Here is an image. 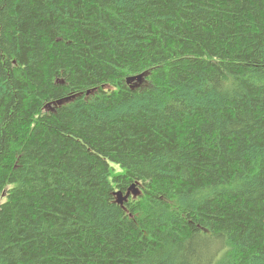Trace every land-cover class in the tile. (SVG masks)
Masks as SVG:
<instances>
[{"label": "trees", "instance_id": "trees-1", "mask_svg": "<svg viewBox=\"0 0 264 264\" xmlns=\"http://www.w3.org/2000/svg\"><path fill=\"white\" fill-rule=\"evenodd\" d=\"M0 264H264V0H0Z\"/></svg>", "mask_w": 264, "mask_h": 264}, {"label": "water", "instance_id": "water-1", "mask_svg": "<svg viewBox=\"0 0 264 264\" xmlns=\"http://www.w3.org/2000/svg\"><path fill=\"white\" fill-rule=\"evenodd\" d=\"M140 79H142V75H141V74H138V75H136V76H130V77L127 78L126 80H127V82H130V81H133V80H140ZM131 186L133 187L134 184H132ZM129 191H130V190H129ZM132 193L135 194L136 192L133 190ZM127 194H128V192H127ZM127 194H126V195H127ZM116 195L119 197L117 200H118V202H120V203L122 202L123 198H125V196H122V194H121L120 191H116Z\"/></svg>", "mask_w": 264, "mask_h": 264}, {"label": "rangeland", "instance_id": "rangeland-1", "mask_svg": "<svg viewBox=\"0 0 264 264\" xmlns=\"http://www.w3.org/2000/svg\"><path fill=\"white\" fill-rule=\"evenodd\" d=\"M133 82L135 83V80H133ZM117 167V166H116ZM214 245H215V243H214Z\"/></svg>", "mask_w": 264, "mask_h": 264}]
</instances>
